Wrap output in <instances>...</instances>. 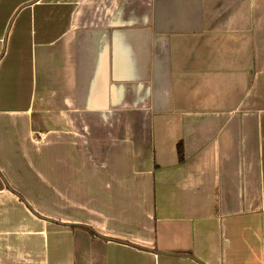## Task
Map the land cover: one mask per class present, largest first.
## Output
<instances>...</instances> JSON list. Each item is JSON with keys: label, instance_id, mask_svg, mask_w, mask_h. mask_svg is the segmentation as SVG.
Masks as SVG:
<instances>
[{"label": "crops", "instance_id": "0c3cea01", "mask_svg": "<svg viewBox=\"0 0 264 264\" xmlns=\"http://www.w3.org/2000/svg\"><path fill=\"white\" fill-rule=\"evenodd\" d=\"M0 264H264V0H0Z\"/></svg>", "mask_w": 264, "mask_h": 264}]
</instances>
